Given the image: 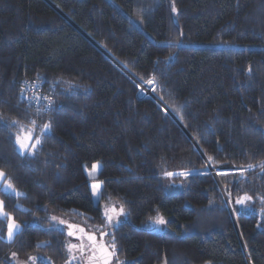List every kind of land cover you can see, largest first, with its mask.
I'll return each mask as SVG.
<instances>
[{
	"label": "trees",
	"instance_id": "16d2710c",
	"mask_svg": "<svg viewBox=\"0 0 264 264\" xmlns=\"http://www.w3.org/2000/svg\"><path fill=\"white\" fill-rule=\"evenodd\" d=\"M48 1L0 0V117L52 124L33 156L0 124V169L22 193L0 188L22 225L0 264H65L69 224L115 232L124 264H264V0ZM27 82L51 109L25 105ZM104 202L124 205L118 227ZM158 215L166 230L144 227Z\"/></svg>",
	"mask_w": 264,
	"mask_h": 264
},
{
	"label": "snow or ice",
	"instance_id": "6c2138e0",
	"mask_svg": "<svg viewBox=\"0 0 264 264\" xmlns=\"http://www.w3.org/2000/svg\"><path fill=\"white\" fill-rule=\"evenodd\" d=\"M173 11H176L174 8ZM154 83V81H150ZM155 90V89H153ZM47 103L45 105L46 109H51L53 107L54 101L51 98H45ZM40 97H36L37 103H39ZM35 121H32V127L28 128L25 126H20L19 121H5L0 117V124L6 128H11L13 125L19 127V131L14 133V143L18 148L20 155H35L37 147L42 144L41 137L47 132L51 131L52 124L51 122L44 124L39 135L35 132ZM209 159H213L209 157ZM99 165H94L93 170H97ZM253 165H248V168H253ZM259 167L264 170V163H261ZM240 174L243 176L247 169L241 167L237 169ZM91 175V173H90ZM164 175L168 178L173 177L174 175H181L187 177L190 175L189 172H165ZM0 187H2L5 192H12L15 195L19 196L22 193H19L15 188L14 184L8 178L7 173L0 169ZM102 185L100 183H93L91 185L92 195L98 199L101 197ZM253 197L245 194L243 197H238L236 203L244 206L246 209L249 207L248 202L252 201ZM261 203H264V198H261ZM261 216H264V210L261 211ZM128 213L125 210L123 204H120L119 207L113 204L111 206L105 205L103 212V217L110 227H118L120 224V217L127 216ZM52 220H57L56 217H52ZM0 220H4L7 223V233L6 236L0 235V239L6 240L8 243H13L17 234L22 231V225L18 224L15 219L6 211V206L4 201L0 200ZM59 224H64L65 221L59 220ZM154 223L159 225L167 224V221L162 216H157L154 219ZM69 229H73L67 232L68 236L76 237L80 241L79 244L68 243L66 245V251L68 253L69 259L67 264H72L73 261L80 260L81 264L86 260L87 264H112L113 260L117 261V264H124V261L119 260L118 256V245L115 237V232L111 233V239L108 242L103 241V237L109 236L108 232L100 231L101 240L98 241L95 232H86L83 227L75 224H69ZM79 233V235H78ZM87 253V255H85ZM12 257H16V253H12ZM35 261V257H31Z\"/></svg>",
	"mask_w": 264,
	"mask_h": 264
},
{
	"label": "rangeland",
	"instance_id": "374dc122",
	"mask_svg": "<svg viewBox=\"0 0 264 264\" xmlns=\"http://www.w3.org/2000/svg\"><path fill=\"white\" fill-rule=\"evenodd\" d=\"M144 5H146L147 7L148 6H152L153 5V2H144ZM143 15L141 16V18L143 17ZM132 21H133L134 24L137 23V25H139V26H140V24L142 25V23H139V22H142V20L140 21L139 16H136L135 18H132ZM150 86H153V84L150 83V82H147L145 84H141V91H143L145 94L151 95L152 92H151V89H150L151 87ZM42 127L40 129H36L35 128V132H36L37 135L40 134V132L42 130ZM94 165H99L98 169L94 171L93 168H92L91 170L87 171V175H88L89 179L91 180V185L93 183H100L102 185V182L97 179L98 170H100V163L99 162H96V163L93 164V166ZM90 173H91V175H90ZM213 174L216 176V172L215 171H213ZM0 188L3 191L2 187H0ZM17 191L19 192L18 189H17ZM7 193L15 195V193H12V192H7ZM93 198H94L95 203H98L100 201V198L98 199L95 196H93ZM0 200H2V199L0 198ZM113 204L117 205V207H119V205H120V204H118L116 202H104V203H102L103 212H104V209H105V205L111 206ZM260 213L261 212H259V214ZM260 216H261V214H260ZM123 218H126V216H121L119 219L122 220ZM144 227L147 228V229H152L154 231H164V230H166V226H162V225L156 224V223H154V220L148 222V224L145 225ZM71 230H73V229H70L69 231H71ZM85 231L88 232L87 230H85ZM6 233H7V223H6V230H5L4 236H6ZM100 239H101V236H98L97 237V240L100 241ZM69 243L79 244L80 241L78 239H76V237L69 236ZM84 261H83V264H84ZM12 262H13V264H31L32 263L30 260H23L21 258H14ZM78 263H81V261L80 260H76V261H73L72 262V264H78ZM65 264H67V262ZM113 264H117V261L114 260ZM162 264H164V263H162Z\"/></svg>",
	"mask_w": 264,
	"mask_h": 264
},
{
	"label": "built area",
	"instance_id": "2783aa9c",
	"mask_svg": "<svg viewBox=\"0 0 264 264\" xmlns=\"http://www.w3.org/2000/svg\"><path fill=\"white\" fill-rule=\"evenodd\" d=\"M36 97H40L39 103L36 101ZM45 98H50L48 94L44 91V88L40 84L30 85L26 83L25 89H23L21 94V99L30 108L36 109L37 111H45V105L47 100Z\"/></svg>",
	"mask_w": 264,
	"mask_h": 264
},
{
	"label": "water",
	"instance_id": "95a60500",
	"mask_svg": "<svg viewBox=\"0 0 264 264\" xmlns=\"http://www.w3.org/2000/svg\"><path fill=\"white\" fill-rule=\"evenodd\" d=\"M50 5H52L53 7H55V5H53L50 1L46 0ZM152 95V94H151ZM84 264H87V261H84Z\"/></svg>",
	"mask_w": 264,
	"mask_h": 264
},
{
	"label": "flooded vegetation",
	"instance_id": "af4514ba",
	"mask_svg": "<svg viewBox=\"0 0 264 264\" xmlns=\"http://www.w3.org/2000/svg\"><path fill=\"white\" fill-rule=\"evenodd\" d=\"M89 232V231H88ZM96 234V237H98V236H100L98 233H95ZM78 235H79V233H78ZM101 240V239H100ZM99 241V240H98ZM104 241V240H103ZM85 255H87V253L85 254Z\"/></svg>",
	"mask_w": 264,
	"mask_h": 264
}]
</instances>
